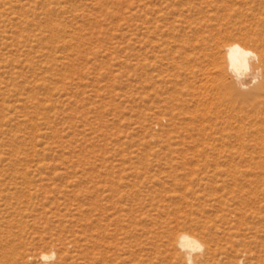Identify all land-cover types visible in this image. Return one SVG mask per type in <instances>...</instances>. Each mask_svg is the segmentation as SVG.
Returning a JSON list of instances; mask_svg holds the SVG:
<instances>
[{"label": "rangeland", "instance_id": "374dc122", "mask_svg": "<svg viewBox=\"0 0 264 264\" xmlns=\"http://www.w3.org/2000/svg\"><path fill=\"white\" fill-rule=\"evenodd\" d=\"M150 8L169 20L156 23ZM261 9L264 0H0V264H87L98 217L110 234L96 264H182L181 232L234 258L218 264H264V127L171 122L135 100L137 52L158 55L147 25L161 23L156 42L194 43L188 20L242 43ZM153 74L160 103L167 84Z\"/></svg>", "mask_w": 264, "mask_h": 264}, {"label": "bare ground", "instance_id": "6f19581e", "mask_svg": "<svg viewBox=\"0 0 264 264\" xmlns=\"http://www.w3.org/2000/svg\"><path fill=\"white\" fill-rule=\"evenodd\" d=\"M260 3L258 7L261 5ZM148 12L152 14L160 13L157 15L158 19L155 20L156 23L162 22L163 20L167 21L170 17L166 16L167 13L162 9L157 11L154 8H150ZM173 15H175V12ZM257 15V17L255 16L256 22L252 23L251 20V24L248 22L249 25L247 28H249V30L246 29L249 32L244 33V42L242 43L230 41L226 38V40L220 37L218 38L215 37L216 35L206 34V32H209L208 30L205 31L204 34V29L206 27L202 30L200 22L198 23L200 26L194 23L192 25L187 19V21H184L186 24L185 27L191 31L189 33H193L194 41L192 39V42L194 43L190 45L188 42L181 44L174 34L171 35V40H168V38L161 42H156L157 40L154 41L151 39L152 37L149 36V33L158 30L161 23L153 24L154 26L152 29L147 25L145 30L148 32L147 44L150 52L156 49L158 55H154L150 58L151 56L145 57L141 52H137L135 63L138 70L137 86L135 89L136 102L141 104L144 103V101H149L150 105L145 106L147 109H151L150 106L152 105L156 109H163L174 113L173 117L171 116V122L173 118H180V120L185 123V121L189 120V116H187V119L184 116L190 115V117L192 116L197 119L198 122L196 121V124H198L199 127H205L204 122L213 127L214 125H219L218 127H243V129L244 127H264V9H261V12ZM204 16L203 18H205ZM151 17L153 18V16ZM243 17L246 18V16ZM173 21L168 22L169 26L166 27V34L168 33L167 31L173 32L175 29ZM149 22L148 20L144 23L149 24ZM145 24L143 25L145 26ZM207 27L210 29V26ZM217 28L218 30L221 29L220 27H216V29ZM224 30L225 28L223 31ZM226 32L228 33V31ZM165 33L163 35L167 36ZM215 34L218 33L215 32ZM221 34L222 33H219L222 37L224 34ZM157 68L159 69V73L162 74L163 82L167 84L164 91L165 96L158 100L160 103H156V101L154 103L157 93H155L156 90L154 92L156 80L153 72ZM143 74L146 77L145 79H142ZM142 81H145V84L142 83ZM171 122L170 124L168 123V126L171 125ZM179 122L182 124L181 121ZM196 124L192 127H196ZM173 125L174 124L171 126ZM99 208L100 213H103L105 210L104 207L99 206ZM116 210L118 213L122 212L124 209L121 208ZM122 215L123 214H118L117 220L121 218ZM98 219L95 220L97 221V228L100 229L98 233L99 239L96 240L90 234L89 245L86 250L87 259H89L87 264H96V255H98V260L101 259V261H103V253L100 251V248L103 246V242L107 241L105 237L110 234V231L107 232L106 230V225L108 224L105 225L102 223L103 220L101 221V219ZM89 222L91 227H93L95 221L91 219ZM207 243L208 242L199 241L195 236L187 232L176 233L172 239V244L179 252L182 264H204L208 261H211L210 264H218V261H215L217 255H223L229 261H234L233 256L226 255L229 252L227 253L218 248H213ZM228 249L226 251H228ZM197 251H199V254L196 253ZM41 256V258L46 259L52 255L42 254ZM101 261H98V263Z\"/></svg>", "mask_w": 264, "mask_h": 264}]
</instances>
